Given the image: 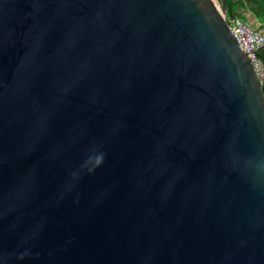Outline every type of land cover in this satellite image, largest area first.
Listing matches in <instances>:
<instances>
[{"label": "water", "instance_id": "1", "mask_svg": "<svg viewBox=\"0 0 264 264\" xmlns=\"http://www.w3.org/2000/svg\"><path fill=\"white\" fill-rule=\"evenodd\" d=\"M216 0H0V264H264V92Z\"/></svg>", "mask_w": 264, "mask_h": 264}, {"label": "built area", "instance_id": "2", "mask_svg": "<svg viewBox=\"0 0 264 264\" xmlns=\"http://www.w3.org/2000/svg\"><path fill=\"white\" fill-rule=\"evenodd\" d=\"M230 24L232 35L238 42L241 50L249 57L253 64L257 78L264 85V61L259 57L260 51L264 49V20L259 26L253 28L242 19H229L224 16Z\"/></svg>", "mask_w": 264, "mask_h": 264}, {"label": "trees", "instance_id": "3", "mask_svg": "<svg viewBox=\"0 0 264 264\" xmlns=\"http://www.w3.org/2000/svg\"><path fill=\"white\" fill-rule=\"evenodd\" d=\"M222 4L223 0H218ZM227 4V16L231 19H242L247 23L246 13L253 14L258 22L264 20V0H225ZM259 57L264 61V49ZM264 92V85L262 86Z\"/></svg>", "mask_w": 264, "mask_h": 264}, {"label": "crops", "instance_id": "4", "mask_svg": "<svg viewBox=\"0 0 264 264\" xmlns=\"http://www.w3.org/2000/svg\"><path fill=\"white\" fill-rule=\"evenodd\" d=\"M246 18L249 24L253 27L256 28L259 26V22L256 20V18L253 16V14L247 12L246 13Z\"/></svg>", "mask_w": 264, "mask_h": 264}, {"label": "rangeland", "instance_id": "5", "mask_svg": "<svg viewBox=\"0 0 264 264\" xmlns=\"http://www.w3.org/2000/svg\"><path fill=\"white\" fill-rule=\"evenodd\" d=\"M216 1H217L218 6H219V4H220L219 1L218 0H216ZM247 23H249V22L247 21Z\"/></svg>", "mask_w": 264, "mask_h": 264}]
</instances>
